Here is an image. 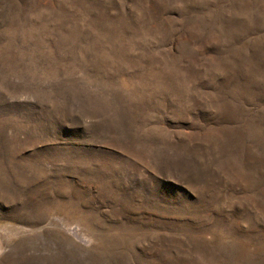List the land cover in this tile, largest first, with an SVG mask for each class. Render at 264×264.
Wrapping results in <instances>:
<instances>
[{
	"label": "rangeland",
	"instance_id": "rangeland-1",
	"mask_svg": "<svg viewBox=\"0 0 264 264\" xmlns=\"http://www.w3.org/2000/svg\"><path fill=\"white\" fill-rule=\"evenodd\" d=\"M0 264H264V0H0Z\"/></svg>",
	"mask_w": 264,
	"mask_h": 264
}]
</instances>
